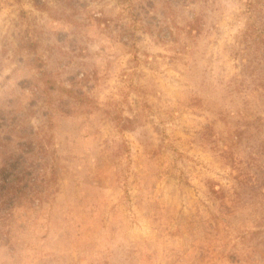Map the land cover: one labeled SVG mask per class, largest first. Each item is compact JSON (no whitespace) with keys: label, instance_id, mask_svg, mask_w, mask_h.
<instances>
[{"label":"rangeland","instance_id":"374dc122","mask_svg":"<svg viewBox=\"0 0 264 264\" xmlns=\"http://www.w3.org/2000/svg\"><path fill=\"white\" fill-rule=\"evenodd\" d=\"M0 264H264V0H0Z\"/></svg>","mask_w":264,"mask_h":264}]
</instances>
